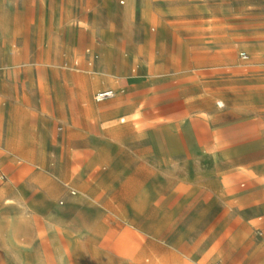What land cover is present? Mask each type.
<instances>
[{
  "label": "rangeland",
  "instance_id": "374dc122",
  "mask_svg": "<svg viewBox=\"0 0 264 264\" xmlns=\"http://www.w3.org/2000/svg\"><path fill=\"white\" fill-rule=\"evenodd\" d=\"M47 2L50 8L19 6L0 15L8 27L0 31V74L15 90L34 88L40 98V87L49 98L40 117L21 123L34 138L23 147L33 152L0 162V191L34 186L24 202L0 205V217H11L0 219V264H74L83 256L93 264H134L138 257L146 264L156 253L170 257L156 240L191 234L203 238L209 264H264V145L230 162L210 160V175L190 191L195 204L155 205L170 176L154 162L167 166L170 149L196 153L199 144H178L161 132L159 100L170 96L156 95L152 76L128 62L165 49L183 53V40L196 46L202 35L218 38L234 28L243 42L264 39V0H112V13L96 16L98 28L107 18L113 23L112 39L102 35L107 48L93 31L63 25L77 16L55 8L61 0ZM107 89L117 96L98 102ZM202 145L215 151L213 143ZM120 241L129 253L116 249Z\"/></svg>",
  "mask_w": 264,
  "mask_h": 264
},
{
  "label": "crops",
  "instance_id": "0c3cea01",
  "mask_svg": "<svg viewBox=\"0 0 264 264\" xmlns=\"http://www.w3.org/2000/svg\"><path fill=\"white\" fill-rule=\"evenodd\" d=\"M54 4L55 8L61 7V13L77 16L65 19L63 25L85 27L93 31V37L103 42L104 48L108 47L102 35L111 34L113 23L106 17V24L98 28L96 16L103 11L108 15L112 13V0H61V3ZM19 6L50 8L47 0H0V15H10ZM1 30H8L7 25L0 23ZM233 31L224 32L218 38L210 33L202 35L201 42L196 46L193 40H183L186 48L183 53L165 49L164 53L150 60L128 61L132 65L129 69L135 68L152 76L156 95L170 96L169 99L160 97L159 100L158 110L164 113L155 121L161 132H169L178 144H199L196 153L186 154L170 149V164L167 166L154 162L159 174L170 176L155 199L157 206L195 204L196 199L191 198L190 191L210 175L205 168L210 160L212 163L230 162L264 145V115L261 109L264 106V39L254 36L243 42L240 29L234 28ZM171 32L175 40L180 39L176 31ZM8 39L5 38L6 41ZM39 41L45 43V37L41 36ZM196 47L201 49L200 54L193 53ZM243 47L248 49L249 55L245 52L237 54ZM241 53L246 54L245 59L240 57ZM97 65L102 66L101 62ZM38 90L40 98L35 97L34 88L28 92L24 88L15 90L9 78L0 74V162L33 152L27 146L23 147L24 142H34L33 134H23L20 128L26 118L40 117L42 101L49 100L46 89L39 87ZM217 98L223 101L220 106L215 104ZM174 110L178 112L175 118L173 113L168 114ZM27 130L33 131L34 126H27ZM204 143L215 144V151L206 152ZM4 177L0 171V181ZM33 189L34 186L15 185L7 191L2 190L0 205L7 201L24 202L27 193ZM10 218L0 217L2 221ZM67 237L71 238L69 233ZM154 243L160 249L169 247L170 257L163 258L156 253L152 262L146 264H209L210 253L204 248L203 238L197 234L188 235L183 240L178 235H171ZM116 244V249L129 253L125 242ZM83 258H76L74 264H93L92 256ZM141 260L140 257L132 258L134 264H139Z\"/></svg>",
  "mask_w": 264,
  "mask_h": 264
},
{
  "label": "built area",
  "instance_id": "2783aa9c",
  "mask_svg": "<svg viewBox=\"0 0 264 264\" xmlns=\"http://www.w3.org/2000/svg\"><path fill=\"white\" fill-rule=\"evenodd\" d=\"M240 57L245 59L246 58V54L245 53H241ZM115 96H116V92H114L113 90H103V91H100V92H98L96 94V100L98 102H101V101H105L107 99L114 98Z\"/></svg>",
  "mask_w": 264,
  "mask_h": 264
}]
</instances>
